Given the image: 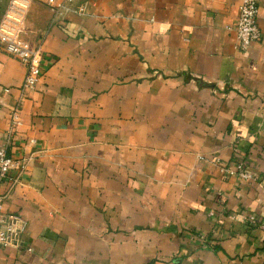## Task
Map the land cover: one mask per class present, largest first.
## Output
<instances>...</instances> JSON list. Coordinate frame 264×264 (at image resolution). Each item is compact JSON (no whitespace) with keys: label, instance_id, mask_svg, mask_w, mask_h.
Segmentation results:
<instances>
[{"label":"crops","instance_id":"1","mask_svg":"<svg viewBox=\"0 0 264 264\" xmlns=\"http://www.w3.org/2000/svg\"><path fill=\"white\" fill-rule=\"evenodd\" d=\"M258 1L262 36L241 52L242 0H32L35 89L0 48V148L24 165L1 209L27 221L0 264H264L245 220L264 215ZM235 156L250 178L223 170Z\"/></svg>","mask_w":264,"mask_h":264},{"label":"built area","instance_id":"2","mask_svg":"<svg viewBox=\"0 0 264 264\" xmlns=\"http://www.w3.org/2000/svg\"><path fill=\"white\" fill-rule=\"evenodd\" d=\"M70 4L74 0H65ZM32 0H7L5 10L0 18V48L12 57L17 58L26 68V76L21 90H33L37 87L43 74L44 53L41 44H34L29 38L26 17L31 8ZM83 12V7L75 8ZM259 1L242 0L240 11L233 29L236 34L235 47L241 52L248 50L250 45L261 38L262 33L258 21ZM20 102L13 108L12 127L18 124ZM23 160V159H22ZM23 167L19 159L7 153L6 148H0V248H21L23 234L27 221L16 213L4 212L1 209L4 194L2 185L9 177L11 170ZM230 175H237L240 179L251 177L246 170V161L235 156L234 160L223 169ZM248 225H257L264 231V215L246 214Z\"/></svg>","mask_w":264,"mask_h":264}]
</instances>
